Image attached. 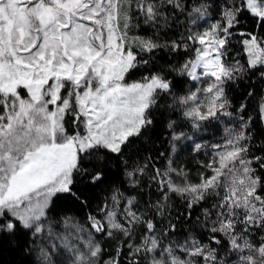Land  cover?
I'll return each instance as SVG.
<instances>
[{
  "label": "snow or ice",
  "instance_id": "snow-or-ice-1",
  "mask_svg": "<svg viewBox=\"0 0 264 264\" xmlns=\"http://www.w3.org/2000/svg\"><path fill=\"white\" fill-rule=\"evenodd\" d=\"M160 52L191 55L162 64ZM173 73L191 82L185 94ZM257 74L264 0H0V251L30 245L38 264H264V143L253 151V117L228 95ZM161 107L178 114L162 167L136 148ZM257 117L264 125V97ZM222 119L239 130L196 141ZM185 141L211 148L198 182L175 167ZM104 238L118 242L107 258Z\"/></svg>",
  "mask_w": 264,
  "mask_h": 264
},
{
  "label": "trees",
  "instance_id": "trees-1",
  "mask_svg": "<svg viewBox=\"0 0 264 264\" xmlns=\"http://www.w3.org/2000/svg\"><path fill=\"white\" fill-rule=\"evenodd\" d=\"M218 18V17H216ZM123 22L121 21V24ZM172 32H175V35H172V33L169 34V38H178L179 33L175 31V29L172 30ZM133 35H144V33L139 32L138 30H133ZM235 55V50L234 53ZM191 55V53H179V54H173L169 55L167 52H160L158 53L159 56V62L162 64L172 63L175 64L177 62H183L184 59L187 58V56ZM236 59H241L242 62H245L243 60V54L239 56H235ZM143 71V70H141ZM134 79H139V75L136 77H133ZM170 79H175L177 81H180V83L174 88V91L177 95H183L185 94L189 88L191 87V82L187 80L186 77H179L176 76L174 73L170 75ZM248 92H252L253 96L249 97ZM228 95L230 99H233L234 101V107H238L240 103H246L247 104V111L245 113V118L248 116L253 117V127H252V135L254 137L253 142V151H255L256 147L260 144L264 143V125H262L257 117V111H258V104L261 97H264V79H261V77L257 75H251L245 76L243 79H241L238 84H234L230 87L228 90ZM168 103L171 102V97L167 98ZM160 113H163L162 115ZM153 118L157 122L154 125L153 131L150 133V135L146 138H143L139 140L136 144V148L140 149V156L141 158H147L149 156H152L155 160V163L158 166H163L166 161H163L162 158L156 156V151H164L166 148H168L167 143H161L162 141H166L168 139V130L166 128V123L170 118H178V114L171 113L170 111H165L163 107L160 109H154L153 110ZM226 129H230L233 131L239 130V120H236L235 123H228L226 119H222L221 121H214L211 124H208L204 126L198 134H195V138L197 142H203L204 145L211 141L212 143H219L222 141L223 136L226 134ZM185 132H190L189 128L184 129ZM197 135V136H196ZM207 144V145H208ZM187 145V147L185 146ZM192 141H185L182 142L179 149L173 156V159L175 160V167L177 168H183L188 174L189 179L192 182H197L196 180L193 181L192 177L196 172L204 171L205 174L207 172L206 169L201 168V163H204L206 158H208V155H203L201 153L203 149L196 153L191 150ZM182 148L185 151H182ZM207 151V150H206ZM211 151V150H210ZM182 152H185L181 154ZM207 153V152H205ZM133 154H135V149H133ZM203 157V160H198L197 158ZM196 159V161H194ZM196 168V170H194ZM113 171L115 172V168H113ZM208 173V172H207ZM119 176V174H117ZM175 178V177H174ZM119 178L114 180V183L116 185H119ZM127 187V185H125ZM147 191V190H145ZM155 192V189H153ZM109 194L108 185H102L99 189L96 190V198L97 201H103L105 199V196ZM149 197L145 196L144 199H148ZM153 203H155V197H152ZM168 211L172 214V222L177 223V231L178 233H187L189 230V225L184 223L182 220L177 221L175 219L176 216L180 215L181 213L186 212V205L184 201L178 197L173 196L168 202ZM143 207V205L141 206ZM96 209V202L93 203L91 211L95 213ZM89 211V209H85L84 212H80L79 209H74L73 212L75 214H78L81 218ZM167 215V214H166ZM200 215V208L193 209V222H195V217ZM157 221L161 219V217H156ZM168 220H164V225H167ZM121 239H123L121 237ZM259 239V237H257ZM23 240V238H22ZM100 243L102 244L104 248L103 256L107 258L109 255L114 254L115 250L118 246V242L111 239H101ZM28 247L30 245H24L22 243L21 248L16 249H9L5 248L4 250L0 251V264H38L37 260V253L33 251L32 253L28 252ZM127 251V249H125ZM124 264H127V261L125 260Z\"/></svg>",
  "mask_w": 264,
  "mask_h": 264
},
{
  "label": "rangeland",
  "instance_id": "rangeland-1",
  "mask_svg": "<svg viewBox=\"0 0 264 264\" xmlns=\"http://www.w3.org/2000/svg\"><path fill=\"white\" fill-rule=\"evenodd\" d=\"M225 133H226V134L223 136L222 141H220L219 143H223V141L226 139V137H227V132H225ZM195 134H198V133H195ZM196 136H197V135H196ZM199 143L204 144L202 141L199 142ZM207 144H208V143H207ZM207 144H206V145H207ZM211 144H215V143H212V142L210 141L208 145H211ZM206 150H207V151H206ZM210 150H211V148H205V149H203V151L201 152V153H203L202 156H204V154H205V155H208L207 153L211 152ZM182 151H185V150L182 148ZM205 152H207V153H205ZM183 153H185V152H182L181 154H183ZM210 158H211V157L208 155V158H206L205 161L203 160V157H199V158H197V159H198V160H202V161H204V163H206ZM194 161H196V159H195ZM194 170H196V168H194ZM195 173H196V174L193 175L192 179H193V181L196 180V181L198 182L200 173H199V172H196V171H195ZM206 174H210V173H207V172H206Z\"/></svg>",
  "mask_w": 264,
  "mask_h": 264
}]
</instances>
